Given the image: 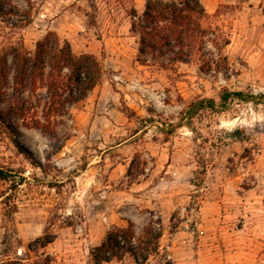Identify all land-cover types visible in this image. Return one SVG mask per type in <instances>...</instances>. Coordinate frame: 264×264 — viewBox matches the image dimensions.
Returning a JSON list of instances; mask_svg holds the SVG:
<instances>
[{"label":"rangeland","instance_id":"1","mask_svg":"<svg viewBox=\"0 0 264 264\" xmlns=\"http://www.w3.org/2000/svg\"><path fill=\"white\" fill-rule=\"evenodd\" d=\"M199 1L210 31L229 44L218 53L211 35L188 63L145 65L127 14L139 15L145 0H30L24 27L25 1L10 3L19 14L0 17V48L21 41L33 50L52 31L75 54L94 55L103 76L52 119L54 136L19 128L30 160L0 133V165L25 178L16 190L0 182V201L11 195L0 202V262L92 264L109 230L130 223L137 244L152 223L158 254L143 264H264V106L235 102L167 131L197 98L264 94V0ZM43 234L54 241L28 252ZM104 264L135 263L125 255Z\"/></svg>","mask_w":264,"mask_h":264},{"label":"trees","instance_id":"2","mask_svg":"<svg viewBox=\"0 0 264 264\" xmlns=\"http://www.w3.org/2000/svg\"><path fill=\"white\" fill-rule=\"evenodd\" d=\"M13 1L16 0H0V17L19 14L18 9L10 5ZM23 1L27 10L20 13L19 27L27 26L30 20V0ZM127 14L131 20L130 32L137 38V60L141 65H145L148 59L162 58H167L169 64L188 63L194 54L203 56L205 41L211 35L218 53L229 44L221 33L215 35L210 31L206 25L209 15L199 0H145L139 15L133 7ZM204 64L210 68V62ZM102 76L103 68L94 55L75 54L70 44L52 31H47L37 40L33 50H27L21 41L0 48V106L5 105L4 109L0 108V133L5 135L16 153L26 159L25 150L18 140L19 128L54 136L52 119L68 115L72 106L86 99L100 84ZM235 102L264 106V94L224 89L216 100L197 98L182 107L177 123L167 125V131L171 134L181 127L190 128L194 118L202 112L223 113ZM0 182L8 184L9 190H16L25 178L21 173L0 165ZM10 197L3 196L0 202L6 205ZM12 206L10 212L14 213L16 207ZM157 225L160 226L159 223ZM161 235L160 227L154 229L151 223L135 244L130 223L123 228L115 227L91 248L90 262L104 264L129 255L135 264H143L150 256L158 254ZM53 241L54 235L43 234L28 244L27 251L35 253ZM49 263L45 258L42 264ZM0 264L25 263L15 258Z\"/></svg>","mask_w":264,"mask_h":264},{"label":"crops","instance_id":"3","mask_svg":"<svg viewBox=\"0 0 264 264\" xmlns=\"http://www.w3.org/2000/svg\"><path fill=\"white\" fill-rule=\"evenodd\" d=\"M94 90V89H93ZM93 90L91 92H93Z\"/></svg>","mask_w":264,"mask_h":264}]
</instances>
